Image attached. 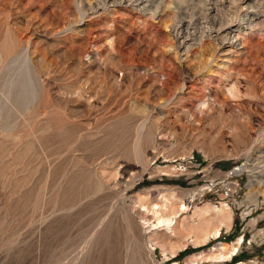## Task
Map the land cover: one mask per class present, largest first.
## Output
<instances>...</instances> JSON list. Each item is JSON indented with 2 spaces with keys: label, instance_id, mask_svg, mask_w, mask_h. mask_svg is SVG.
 Segmentation results:
<instances>
[{
  "label": "rangeland",
  "instance_id": "obj_1",
  "mask_svg": "<svg viewBox=\"0 0 264 264\" xmlns=\"http://www.w3.org/2000/svg\"><path fill=\"white\" fill-rule=\"evenodd\" d=\"M0 264H264V0H0Z\"/></svg>",
  "mask_w": 264,
  "mask_h": 264
},
{
  "label": "bare ground",
  "instance_id": "obj_2",
  "mask_svg": "<svg viewBox=\"0 0 264 264\" xmlns=\"http://www.w3.org/2000/svg\"><path fill=\"white\" fill-rule=\"evenodd\" d=\"M135 1H141V0H135ZM142 3V2H141ZM143 8V7H142ZM157 8V7H156ZM245 17L247 16V14L244 15ZM243 20V19H242ZM209 26V25H208ZM167 27V26H166ZM252 27V26H251ZM211 28V27H209ZM176 29V28H175ZM178 30V29H177ZM210 30V32H208V34H203L202 37H200V46L203 45V41L205 40V37L207 38H210L211 40L213 39L212 37V29H208ZM182 31V30H181ZM180 32V31H179ZM177 33V32H176ZM205 33V32H204ZM178 36V35H177ZM205 36V37H204ZM172 38V37H171ZM176 38V37H175ZM173 41V40H172ZM171 41V42H172ZM179 41V40H178ZM170 43V42H169ZM174 43V41H173ZM245 43V42H244ZM172 45V44H171ZM218 45V44H217ZM215 45V46H217ZM175 46V45H174ZM169 47V46H168ZM172 49V48H171ZM201 49V48H200ZM203 49V48H202ZM173 50V49H172ZM217 52V50H216ZM215 53V52H214ZM214 53L213 55L211 56L212 58L214 57ZM216 54V53H215ZM211 58V59H212ZM210 61V60H208ZM225 61V60H224ZM39 114V113H38ZM141 132V131H140ZM143 139V138H142ZM156 141V140H155ZM141 157H144V153L141 152L140 153ZM245 167H240L238 168L237 170L239 171H242L244 170ZM161 187V186H160ZM175 204V203H174ZM169 204H164L163 206L162 205H157L156 208L154 209V214L156 215V222L154 224L155 228H160V227H165L166 229H169V230H173L174 229V224H175V221H174V217L171 215V214H166V213H163L165 212V210H168V208H171L172 206L174 207V205H172L171 207L168 206ZM175 208V207H174ZM173 208V209H174ZM179 210L182 211V212H185L186 209H187V205L186 204H182V205H179ZM209 208V207H208ZM205 209V208H204ZM207 209V208H206ZM230 207H227L226 210H229ZM171 210V209H170ZM201 210V208H200ZM208 210V209H207ZM217 211V214L214 215V218L217 219V220H220L221 221V208H216L215 209ZM225 210V209H224ZM203 211V210H202ZM207 212V211H206ZM219 212V213H218ZM224 213V212H223ZM228 214V213H227ZM227 214L222 216V218L224 217H227ZM229 218V217H228ZM223 221V220H222ZM190 225V224H189ZM188 225V226H189ZM209 225V224H208ZM191 227V226H190ZM217 227V226H216ZM208 229V228H207ZM204 230H206V228H204ZM221 232V229L220 228H215L213 232H210L207 234V232H205L206 234H204L206 237V239L210 238L211 235L215 236V238H217L219 236ZM214 238V237H213ZM243 241V239H239V241L233 243L232 245L230 244H221L220 246H218L216 249L217 250H220L221 253L218 254V256H216V260H212V261H216V262H226L228 260H230L233 255H236L238 252H239V245L240 243Z\"/></svg>",
  "mask_w": 264,
  "mask_h": 264
},
{
  "label": "built area",
  "instance_id": "obj_3",
  "mask_svg": "<svg viewBox=\"0 0 264 264\" xmlns=\"http://www.w3.org/2000/svg\"><path fill=\"white\" fill-rule=\"evenodd\" d=\"M193 159H194V157H193ZM183 167V166H182Z\"/></svg>",
  "mask_w": 264,
  "mask_h": 264
}]
</instances>
